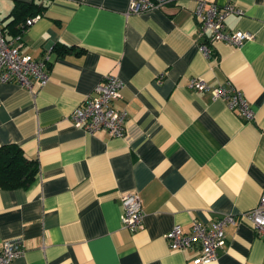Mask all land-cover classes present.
I'll return each mask as SVG.
<instances>
[{"label": "crops", "instance_id": "crops-1", "mask_svg": "<svg viewBox=\"0 0 264 264\" xmlns=\"http://www.w3.org/2000/svg\"><path fill=\"white\" fill-rule=\"evenodd\" d=\"M17 1L43 4L21 32V51L48 56L49 78L30 89L0 82V145L16 143L36 158L27 187H0V244L20 238L11 264H264V239L251 225L225 226L216 260L199 249H170L174 224L209 222L253 208L264 187V0L231 4L229 30L252 34L240 45L199 48V0L130 12L129 0H0V25ZM24 21L18 24L22 29ZM20 32V31H19ZM106 73L121 82L115 106L127 110L122 137L88 133L69 119ZM163 74L160 77V74ZM206 87L191 89L192 77ZM234 84L254 111L246 120L212 89ZM136 191L144 216L122 225L121 193Z\"/></svg>", "mask_w": 264, "mask_h": 264}, {"label": "built area", "instance_id": "built-area-1", "mask_svg": "<svg viewBox=\"0 0 264 264\" xmlns=\"http://www.w3.org/2000/svg\"><path fill=\"white\" fill-rule=\"evenodd\" d=\"M175 1L177 0H129L128 10L141 12ZM231 11L239 10L229 3L220 6L204 0L197 2L194 15L199 21V48L206 57L212 54L209 44L212 40H223L240 45L245 39L252 38V34L247 31L226 28L224 18ZM39 17V13L27 17L21 32ZM21 32L7 38L0 25V82L14 81L30 89L31 77H34L40 86L48 80V56L34 58L29 53H23L20 48ZM159 76L162 77L163 74ZM120 85L121 82L116 75L106 73L83 101L70 111L69 119L88 133L103 128L111 136H124L127 110L115 106V102L120 98ZM188 85L194 90H202L206 87L205 80L196 76L190 79ZM212 94L221 97L230 110L237 112L246 120H252L254 111L250 102L234 84L229 82L227 86L214 87ZM120 197L123 206L122 225L129 231L135 232L141 227L144 216L140 196L136 191L130 190L121 193ZM245 221L251 225L257 236L264 239V187L253 208L237 214L224 213L209 222L194 219L186 231L179 224H174L165 232L164 237L170 249L198 248L199 255L195 258V262L209 263L217 259L218 251L226 241L225 226ZM24 250L25 244L18 237L2 241L0 264H11L13 259L21 255Z\"/></svg>", "mask_w": 264, "mask_h": 264}, {"label": "trees", "instance_id": "trees-1", "mask_svg": "<svg viewBox=\"0 0 264 264\" xmlns=\"http://www.w3.org/2000/svg\"><path fill=\"white\" fill-rule=\"evenodd\" d=\"M43 4L36 1H17L8 17L12 24L14 33L21 32L18 24L27 17L40 14ZM5 33L4 27H2ZM38 172V162L36 158L27 155L16 143H5L0 145V187L11 189L16 187H27L35 179Z\"/></svg>", "mask_w": 264, "mask_h": 264}]
</instances>
